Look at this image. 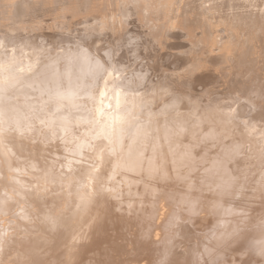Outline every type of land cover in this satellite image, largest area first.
<instances>
[{"label":"bare ground","instance_id":"6f19581e","mask_svg":"<svg viewBox=\"0 0 264 264\" xmlns=\"http://www.w3.org/2000/svg\"><path fill=\"white\" fill-rule=\"evenodd\" d=\"M0 264H264V0H0Z\"/></svg>","mask_w":264,"mask_h":264}]
</instances>
